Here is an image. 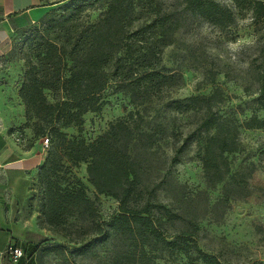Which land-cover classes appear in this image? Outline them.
Segmentation results:
<instances>
[{
  "label": "rangeland",
  "instance_id": "obj_1",
  "mask_svg": "<svg viewBox=\"0 0 264 264\" xmlns=\"http://www.w3.org/2000/svg\"><path fill=\"white\" fill-rule=\"evenodd\" d=\"M214 1L233 12L235 21L230 26L220 27L190 13L185 9L186 0H142L136 25L167 14L183 21L176 41L163 54L165 65L183 75V86L166 92L160 102L139 108L109 89L101 111L88 112L82 126L64 131L92 142L121 119H128L132 127L138 124L131 128L133 136L126 146L144 166L146 190H153L157 202L179 216L175 223L166 221L167 232L193 231L200 247L225 264H264V127L245 126L253 116L264 119V109L257 101L259 76L264 70V17L256 19L252 10H241L233 0ZM54 2L58 3L52 5ZM66 3L68 0L32 2L13 22V32L0 51V134L26 152L34 150L44 162L52 137L37 134L34 119L27 123L18 94L27 48L17 31ZM99 13L91 10L90 19L97 20ZM216 89L223 98L219 113L235 119L240 127L238 149L228 156L230 175L223 184L212 187L201 160L200 142L206 133L198 129L205 109L185 101L184 105L194 107H182L181 112L169 103L208 96ZM175 156L179 161L173 162ZM39 167L32 171L15 166L0 169V264H15L6 253L12 243L34 250L33 264H109L118 252V241H103L98 230L118 213V200L96 191L89 182L86 163H67L62 173L66 183L76 181L84 187L93 216L76 212L65 224L50 227L43 217ZM86 244L90 246L85 252H76ZM54 247L61 251H52ZM158 264L189 263L184 256L174 255L159 259Z\"/></svg>",
  "mask_w": 264,
  "mask_h": 264
},
{
  "label": "trees",
  "instance_id": "obj_2",
  "mask_svg": "<svg viewBox=\"0 0 264 264\" xmlns=\"http://www.w3.org/2000/svg\"><path fill=\"white\" fill-rule=\"evenodd\" d=\"M233 1L241 10H252L256 19L264 17V1ZM141 5L142 0H68L31 27L17 31L27 48L25 75L18 91L27 123L34 119L37 134L52 137V147L39 167L44 222L56 228L76 212L93 216L84 187L76 181L66 183L62 174L67 163H86L89 182L96 191L119 202L118 213L98 230L103 241H118V252L109 264H158L159 259L174 255L184 256L189 264H225L200 247L193 231L167 232L166 223H175L179 216L157 202L153 190H146L144 166L126 146L133 136L131 128L138 124L132 127L128 119H121L92 142L64 131L82 126L88 112L101 111L109 89L139 108L160 102L166 92L183 86L181 72L168 68L163 57L176 41L183 21L167 14L136 25ZM185 9L220 27L235 21L233 12L214 0H186ZM91 10L100 11L95 21L90 19ZM259 83L257 101L264 109V70ZM185 101L205 109L198 126L206 133L200 142L201 160L207 183L216 187L230 175L228 156L238 149L240 124L219 113L223 103L219 89L208 96L173 100L169 106L181 112L182 107H194L184 105ZM136 114L141 115L139 110ZM245 126L262 128L264 119L253 116ZM89 246L76 252L83 253ZM23 251L15 264H33L34 250Z\"/></svg>",
  "mask_w": 264,
  "mask_h": 264
},
{
  "label": "crops",
  "instance_id": "obj_3",
  "mask_svg": "<svg viewBox=\"0 0 264 264\" xmlns=\"http://www.w3.org/2000/svg\"><path fill=\"white\" fill-rule=\"evenodd\" d=\"M34 1L0 0V51L13 32V22L22 17L21 12L29 9V5ZM43 162V156L36 154L34 150L26 152L23 146L0 134V169L7 170L15 166L20 170L32 171Z\"/></svg>",
  "mask_w": 264,
  "mask_h": 264
},
{
  "label": "built area",
  "instance_id": "obj_4",
  "mask_svg": "<svg viewBox=\"0 0 264 264\" xmlns=\"http://www.w3.org/2000/svg\"><path fill=\"white\" fill-rule=\"evenodd\" d=\"M11 256V260L15 263L24 256L23 248L18 246L16 243L9 244L7 246V252Z\"/></svg>",
  "mask_w": 264,
  "mask_h": 264
}]
</instances>
